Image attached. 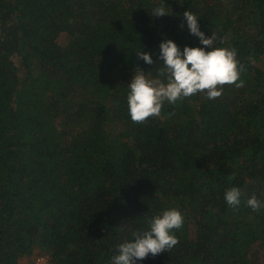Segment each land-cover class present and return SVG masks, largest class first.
Returning a JSON list of instances; mask_svg holds the SVG:
<instances>
[{
	"label": "trees",
	"instance_id": "trees-1",
	"mask_svg": "<svg viewBox=\"0 0 264 264\" xmlns=\"http://www.w3.org/2000/svg\"><path fill=\"white\" fill-rule=\"evenodd\" d=\"M159 6L169 15L152 16ZM185 10L236 49L244 86L134 123V71L158 78L164 40L204 47ZM253 195L264 203V0H0V264H112L172 208L179 243L137 264H264Z\"/></svg>",
	"mask_w": 264,
	"mask_h": 264
},
{
	"label": "clouds",
	"instance_id": "clouds-1",
	"mask_svg": "<svg viewBox=\"0 0 264 264\" xmlns=\"http://www.w3.org/2000/svg\"><path fill=\"white\" fill-rule=\"evenodd\" d=\"M152 16L169 15L165 7L153 9ZM183 20L186 21L189 33L199 38L204 47L185 45L183 50L171 39L160 44L159 60L162 66L157 69V79H149L144 71H134L127 96L128 111L134 123L143 124L152 117L161 115L165 102L176 104L191 96L203 93L208 100L222 96L224 87L241 88L244 81L241 72L244 66L237 59L234 48L214 47L218 37L216 33L206 36L201 31L198 17L185 10ZM181 27L184 26L182 22ZM223 43V39H220ZM138 58L149 65L155 63L148 52H136ZM241 190L231 187L225 191L224 199L231 207L241 203ZM246 204L254 211L264 207L255 195L247 199ZM184 217L175 208L167 209L147 221L148 227L134 230L133 239L118 245V254L112 257V264H137L149 255L156 257L162 252H170L178 243L174 230L183 226Z\"/></svg>",
	"mask_w": 264,
	"mask_h": 264
},
{
	"label": "built area",
	"instance_id": "built-area-1",
	"mask_svg": "<svg viewBox=\"0 0 264 264\" xmlns=\"http://www.w3.org/2000/svg\"><path fill=\"white\" fill-rule=\"evenodd\" d=\"M31 264H52L51 256L49 253L38 254Z\"/></svg>",
	"mask_w": 264,
	"mask_h": 264
},
{
	"label": "rangeland",
	"instance_id": "rangeland-1",
	"mask_svg": "<svg viewBox=\"0 0 264 264\" xmlns=\"http://www.w3.org/2000/svg\"><path fill=\"white\" fill-rule=\"evenodd\" d=\"M33 260H34V259H33ZM33 260H29V257L24 256V257L21 259L20 264H31Z\"/></svg>",
	"mask_w": 264,
	"mask_h": 264
}]
</instances>
